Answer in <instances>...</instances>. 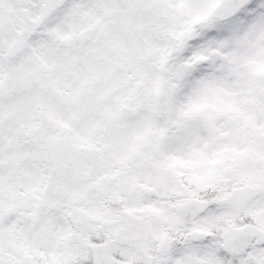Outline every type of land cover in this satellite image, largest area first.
Instances as JSON below:
<instances>
[{
	"label": "snow or ice",
	"instance_id": "6c2138e0",
	"mask_svg": "<svg viewBox=\"0 0 264 264\" xmlns=\"http://www.w3.org/2000/svg\"><path fill=\"white\" fill-rule=\"evenodd\" d=\"M0 264H264V0H0Z\"/></svg>",
	"mask_w": 264,
	"mask_h": 264
}]
</instances>
